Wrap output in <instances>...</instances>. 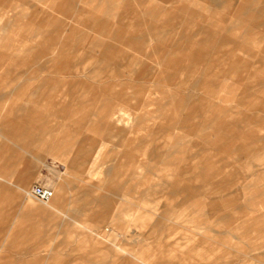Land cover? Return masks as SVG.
Here are the masks:
<instances>
[{"label":"rangeland","instance_id":"374dc122","mask_svg":"<svg viewBox=\"0 0 264 264\" xmlns=\"http://www.w3.org/2000/svg\"><path fill=\"white\" fill-rule=\"evenodd\" d=\"M71 3L77 8L92 11L96 1L71 0ZM239 3L243 1H225L224 6L219 9L225 10L221 19L207 16V1L193 0L190 5L203 18L194 16L193 22L198 26L187 31L176 29L175 37L179 33L191 34L199 26L206 29L211 26V29L219 32L218 36L230 35L224 27L231 26L229 20L233 19L232 14ZM174 6L177 7L178 4L175 3ZM254 8L261 9V4L256 3ZM5 10L7 15L4 20L13 23L9 27L13 29L9 33L10 52L18 50L16 54L20 57V49L37 48L43 41L50 46L49 50L40 49L33 53L34 58L27 64L18 63L8 75H3L0 71V161L9 165L0 173V196L11 193V209H5L13 214L18 212L21 216L19 221L17 218L12 221L8 217L3 222L4 225L0 223V256L4 254L6 264H16L18 258L24 259L22 261L37 258L38 264H61L62 260L53 262V255L61 259L74 258L71 264H94L107 262L110 258L115 264L122 257H128L131 259L129 262H132L134 256H141V250L151 259L144 264H167V257L160 261L152 260L158 254L174 252V248L179 247L180 251H189L195 245H200V250L205 252L209 244L212 248L204 253V261L201 259L203 264L209 261L213 264H264V164L259 166L261 170L257 174L260 176L253 175L243 181L247 173L260 169L255 167L248 170L245 167L248 163L256 164L251 154L249 156L240 150L223 154L217 150L219 153L212 156L205 153L199 156L203 160L201 165L211 162L215 170L224 167L223 172L207 182L199 177L194 178L192 170H189L193 162L190 155L195 156L199 146H192L189 152L181 151L189 148V145L185 146L187 142L192 144L198 141V135L203 131L194 130L192 135L189 134L191 136H187L185 129H176L170 124L174 107L180 101L182 103L185 95L191 93L190 99L197 103L206 94L204 88L196 87L197 89L192 90L189 82L169 94L156 93L151 104L142 111L128 110L124 119L112 130H100L107 121L104 111L118 102L112 93L102 90L103 83H95L100 91L91 94L87 88L89 82L82 75H76L75 70L67 74H54L51 81H46L52 65L51 58L56 52L52 50V37L41 39L34 35L36 26L33 16H43L46 13L60 17V14L50 8L48 0H10L9 7ZM70 22L71 26L64 27V31L74 27V20L71 19ZM20 25H26L25 30H29L26 37L19 35ZM79 26L81 30H85V26ZM242 30L236 33L240 35ZM82 35L70 37L73 39L71 43L74 49L87 48L85 43L78 41ZM86 35L88 41L95 37L94 33ZM132 35L138 36L139 33L134 32ZM65 37V34H60L57 39ZM228 48L226 46L224 49ZM122 49L125 54L133 53L128 47ZM257 49L258 47L250 45L247 50L254 52ZM248 58L251 63L259 59L246 57ZM207 62L208 60L197 63L198 76H194L193 82L200 77ZM63 76L64 79L66 76L67 83L55 86V80L59 78L61 81ZM82 80L86 83L81 82ZM263 82L264 72L255 84ZM67 88L69 91H64ZM241 92V88L231 87L225 99L212 98L209 101L212 105L210 114L207 115V108V117L200 112L196 113L190 120V129L207 126L209 118L219 112L218 108L228 109L233 104L235 95ZM258 94L264 100V92ZM236 110L240 113H233V122H236L241 135L247 127L245 122H241L242 116L264 119V110L261 108L251 111L242 105ZM188 113V109L184 108L177 115L186 118ZM139 118L142 120L141 125L132 128L135 119ZM8 122L24 123L23 136H11ZM30 122L35 123V130L30 131ZM162 125L166 127L163 128ZM166 128L172 133L171 137H166L163 132ZM76 129L79 130L78 133L73 132ZM12 130H15V126ZM211 134L207 131L208 140ZM256 135L258 137L253 139L264 136V130ZM215 140L218 141L217 137L211 135V141ZM179 141H183L185 147L177 145ZM227 143L230 140L219 141L217 145L211 143V146L219 149ZM232 143L238 148L243 142L234 139ZM58 144L62 146V150H54ZM260 144L264 145V141L257 142V145ZM82 147L93 150L88 154L85 164L72 167L64 163L71 158L80 157L81 155L76 156V152ZM183 155L187 158L181 160ZM168 161L170 164H166ZM179 167L183 170L182 180L178 184H170L168 174H174ZM108 170L111 171V176L106 175ZM25 171L31 174L28 176L26 191L31 192L32 185L39 183L50 187L55 197L59 195L60 185H64L63 196L66 200L62 208L65 216L52 211V217L38 220L37 215L31 214L32 206L47 207L26 193L17 196L15 185L22 184L20 180ZM220 182H233V186L214 194L213 191L218 190L214 187H218ZM81 203L82 212L79 206ZM168 209L171 211H167ZM251 209H257L259 215L262 214L257 225H252L249 218ZM222 216L224 221L219 219ZM27 219L38 220L42 224L39 231L42 236L33 239L18 237L20 244L10 246L11 236L18 229H26ZM82 220L84 228L81 226ZM244 226L256 227L257 231L243 234ZM72 227L75 233H69ZM83 232L86 242L82 241ZM195 235L199 241H190L189 237L194 238ZM205 235L208 237L203 242ZM99 248L101 251H98ZM137 263L140 264L139 261Z\"/></svg>","mask_w":264,"mask_h":264},{"label":"crops","instance_id":"0c3cea01","mask_svg":"<svg viewBox=\"0 0 264 264\" xmlns=\"http://www.w3.org/2000/svg\"><path fill=\"white\" fill-rule=\"evenodd\" d=\"M48 1L50 2V8L58 12L60 17L46 13H43V16H33V21H35L34 23L36 26L34 35L40 36L41 39L52 37V43L54 44L52 50L56 52L51 58L52 65L51 69L48 70V78H46V81H51V77L54 74L56 75L61 72L67 74L69 71L75 70L74 72L76 75H82L86 78L85 80L89 82L87 88L91 94L100 91L98 87L95 86V83H103L102 85L104 88L102 90L110 94L112 93L118 102L104 111V116L107 121L100 130H105L107 132L112 130L124 119L125 113L128 112V110H133L134 112L142 111L146 106L151 104L154 99L153 96L156 93L166 95L180 89L190 82L191 84L189 86L192 90L198 87L204 88L206 94H204L202 101L196 103L190 99L192 94L187 93L182 103L180 101V103L174 107V113L170 119V124L176 129H185L187 136L191 134V132L194 133L199 129L203 131L198 135V141L192 144L191 142H187L185 145L183 141L177 143V145L181 144L183 147L189 145L188 149H182V153L191 151L192 146H199L195 156L192 154L190 155L193 162L189 170H192L195 175L194 178L199 177L207 182L212 179V177L221 174L224 170V167H219L216 170L213 169L211 162L201 165L203 160L199 156H202L204 153L208 156H212L219 152L227 154L240 150L247 153L249 156L251 154L252 159L256 162V164H246L245 167L248 170L264 164V145H257V142L261 140L264 141V136L253 139L254 137H258L256 134L259 131L264 130V119L261 117L255 119V117L251 116H242V118H240L241 122H245L247 125L243 135L238 131L239 128L236 122H233V117L235 116L233 113L237 111L236 109L241 108L242 105L251 111H256L259 108L264 110V100H262L258 94L264 92V82L255 84L258 82V79L262 77L264 72V70H262L264 67V0H242L243 3H239V7L232 14L233 19H230L231 21L229 20L231 26L227 28L224 27L226 31L230 32V35L224 37L218 36V31L214 30V28L211 29V26L207 29L200 28L199 26L197 30L191 34L182 35L179 33V36L175 37L177 33L176 29L180 28L187 31L191 29V27L198 26L197 23L193 22L194 16L203 18V16L197 14L193 6L190 5L193 0H95L96 4L93 5L92 11H86L75 7V5L73 6L71 0ZM90 1L92 2L93 0ZM203 1L209 3L205 10L209 11L207 14L208 17L223 18L225 10L223 9V11H220L219 9L224 6V2H227V0ZM175 3L178 4L177 7L174 6ZM256 3L261 4V9L254 8ZM9 4L10 0H0V71L3 75H8L18 63L22 65L27 64L28 61L34 58L33 53L37 50L41 49L44 51L50 49V46L43 41L42 44L40 43L39 47L36 46L37 48L20 49V57L16 54L18 50H13L14 52L9 51L11 47L9 33L13 30L9 27H11L13 23H11L12 21L10 20H4L7 15L5 9L9 7ZM71 19L74 20V27L64 31V27L67 25L71 26ZM16 20L17 19H15V21ZM80 24L85 26V30H81ZM25 26L26 25L18 26L19 35L22 37L28 35L27 33L29 30L26 31ZM240 29L243 30L240 35H238L236 32H239ZM134 32L139 33V35H132ZM88 33L95 34L93 40H87L86 34ZM60 34H65L67 37L57 39ZM76 34H83L79 37L78 41L79 43H85L86 49H74L72 47L73 44L71 42L73 39L70 37L76 36ZM250 45L258 47L257 51H248L247 49ZM226 46H229L227 50L224 49ZM123 47L132 49L133 53L125 54V51L122 49ZM241 54H243V57H241ZM246 57H259V59L251 63L249 58L246 59ZM205 60H208V62L203 72L199 74L200 77H198L197 81L193 82L192 79L194 76H198L196 72L197 63L199 62V64H201V61L203 62ZM65 79L64 76L61 81L59 78L56 79L55 86L67 83ZM85 80L81 82H85ZM228 80H230V82ZM254 84L255 86H253ZM231 87H239L242 89L240 94L235 95L236 98L233 104L226 110L218 108L219 112L209 118L210 122L207 125L208 127L202 126L200 128L194 127V129H190V120L197 115L196 113L200 112L202 116L207 117L212 111V105L209 101H211L212 98H217L219 100L225 99L226 93ZM64 91H69V89L67 88ZM167 105H170V103ZM260 106H263V108ZM184 108L188 109L189 113L186 118H180L177 115L178 111ZM236 113L239 115L240 111ZM134 122L135 124L132 128L139 127L142 120L139 118V120L135 119ZM30 123H32L30 125V131L35 130V123ZM23 124L24 123L21 122H8V126L11 127V136L18 134V136L22 137L25 133ZM14 126L15 130H12ZM162 127L164 128L166 126L162 125ZM207 131L211 132L212 136H216L218 141H211V135L208 140L206 137ZM73 132L78 133L79 130L76 129L73 130ZM163 132L166 137L172 136L168 128L164 129ZM227 139L230 140V143L221 145L222 147L219 149L211 146V143L217 145L219 141H226ZM234 139L242 140V145L238 148L234 147L232 143ZM51 147L50 150L52 149ZM55 149L62 150L63 148L58 144L54 147V150ZM217 150L219 152H217ZM64 151H66V149ZM79 151L76 152V156L81 155V158H71L64 163L72 167L80 163L85 164L88 154L93 150L82 147ZM184 158L186 159L187 156L184 157L183 155L181 160H184ZM193 163H195V166H193ZM166 164H170V161ZM8 166L7 163L0 161V173H3L2 171ZM198 169L201 171L198 172ZM175 170L176 172L174 174H168L170 184L171 182H177L178 184L179 181L182 180V168L179 167V169ZM260 170L261 168L247 173L243 181L253 175L260 176V174H257ZM111 174L109 170L106 173L107 176H111ZM22 175V180H20L22 184L15 185L17 196L25 193L28 194L26 188L28 187V176L31 174L25 171ZM232 183L233 182H220L217 185L218 187H214L218 190L213 191V193H221L223 191L222 189H228L230 185L233 186ZM59 188V195L52 197L51 202L49 200L48 203H43L47 208L38 205L32 206L31 214L37 215L39 218L38 220L41 218L47 219L49 216L52 217V211L60 213L63 216L66 215L62 208L66 200L63 196L64 185H60ZM203 196L208 197V195ZM219 197L221 198L223 196ZM12 199L11 193L0 196V223L2 225H4L3 222H5L8 217H11L12 221H14L15 218H17L18 221L20 220L21 216L18 212L13 214L7 212L5 209L11 207L12 202L10 201ZM144 203L145 201L143 200L142 204ZM79 206L82 212V203L79 204ZM167 211L171 210L168 209ZM250 212L251 216H249V218L252 220V225L259 224V218L264 212L260 215L257 209H251ZM252 213H256V215H252ZM219 219L224 221L223 216ZM38 220L35 221L34 219H30L29 221V219H27L28 222L25 224L26 229H18L17 232L11 236V245H9H19L20 243L17 240L18 237L33 239L34 237L42 236L39 233L42 224L39 223ZM245 221L246 219L243 220V223ZM73 222L76 223L74 220ZM81 222V226L84 228L83 220ZM240 228L241 227H237V229ZM242 229L243 234L257 231L256 227L249 228L244 226ZM69 233H75L74 227L71 228ZM81 237L83 238L82 241L86 242L84 232ZM206 237L208 236H204L203 242L206 241ZM189 239L190 241H199L198 237L196 239V235L194 238L189 237ZM200 248V245H195L192 248L193 250L189 251H180L181 247L178 249L174 248V252L158 254L152 261H160L167 257L168 259L165 261L167 264H203L204 253H207V250L211 249L212 245L209 244L206 246L205 252L201 251ZM98 251H101V249L99 248ZM134 257L132 262L130 261L131 263L129 262V260H131L130 258L122 257L119 258V261L117 260L115 264H134L138 261L140 264H144L151 260L149 256L144 255L143 250H141V256L137 255ZM198 258H200V260H198ZM110 259L107 262L94 264H114V262H112L113 259ZM22 260L24 259L18 258V261L15 263L38 264L39 262L37 258L33 260ZM52 260L53 262L62 260L61 264H71V260L74 261V258L61 259V257L53 255ZM0 264H6L4 254L0 256ZM207 264L213 263L209 261Z\"/></svg>","mask_w":264,"mask_h":264},{"label":"built area","instance_id":"2783aa9c","mask_svg":"<svg viewBox=\"0 0 264 264\" xmlns=\"http://www.w3.org/2000/svg\"><path fill=\"white\" fill-rule=\"evenodd\" d=\"M30 191L31 197L43 203L49 202L54 196V191L50 187L47 188L39 183L33 184Z\"/></svg>","mask_w":264,"mask_h":264},{"label":"bare ground","instance_id":"6f19581e","mask_svg":"<svg viewBox=\"0 0 264 264\" xmlns=\"http://www.w3.org/2000/svg\"><path fill=\"white\" fill-rule=\"evenodd\" d=\"M28 195L31 196L29 191H28ZM47 203H48V202H47ZM44 204H46V203H44Z\"/></svg>","mask_w":264,"mask_h":264}]
</instances>
